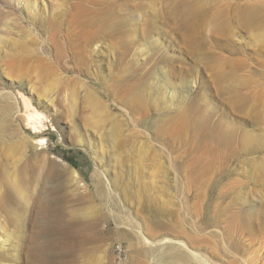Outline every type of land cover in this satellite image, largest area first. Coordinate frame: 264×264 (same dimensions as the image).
Returning <instances> with one entry per match:
<instances>
[{
	"label": "rangeland",
	"instance_id": "rangeland-1",
	"mask_svg": "<svg viewBox=\"0 0 264 264\" xmlns=\"http://www.w3.org/2000/svg\"><path fill=\"white\" fill-rule=\"evenodd\" d=\"M45 2L0 0V264H264V0Z\"/></svg>",
	"mask_w": 264,
	"mask_h": 264
},
{
	"label": "bare ground",
	"instance_id": "bare-ground-1",
	"mask_svg": "<svg viewBox=\"0 0 264 264\" xmlns=\"http://www.w3.org/2000/svg\"><path fill=\"white\" fill-rule=\"evenodd\" d=\"M43 2L46 3L45 0H43ZM31 6H32L33 11L35 12V13L33 12L34 16L39 14V13H37V10L39 7L38 0H32ZM45 6L46 5L42 6V9L44 10V12H45V9H44ZM33 13H32V15H33ZM24 101H25L26 106H27L26 108H28V110H26V112H25L26 113L25 119L27 121V127L33 128L32 134H37V132L39 131V128L45 126L44 120L47 119V117L44 114V112L40 111L39 109L31 108L34 105L31 104L30 99L27 98L26 96H24ZM42 140H43V138H41V137L37 138V143H41ZM44 237L46 238L45 240L48 242L47 235H45ZM49 243L50 242H48V245L47 244L45 245L44 254H43V256L45 258H48L51 255Z\"/></svg>",
	"mask_w": 264,
	"mask_h": 264
}]
</instances>
